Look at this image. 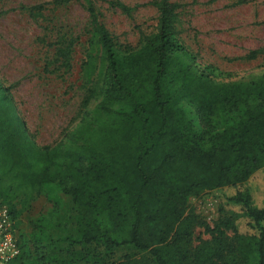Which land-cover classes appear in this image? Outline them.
I'll list each match as a JSON object with an SVG mask.
<instances>
[{
  "label": "trees",
  "instance_id": "1",
  "mask_svg": "<svg viewBox=\"0 0 264 264\" xmlns=\"http://www.w3.org/2000/svg\"><path fill=\"white\" fill-rule=\"evenodd\" d=\"M85 2L92 42L84 79L92 105L82 108L74 129L39 145L0 80V206L9 207L16 230L21 211L41 197L54 204L52 215L60 212L61 192L80 211L81 236L65 238L70 245L133 247L153 264H245L224 240L231 230L249 240L255 264H264V206L247 187L264 169V73L226 80L198 65L178 36L181 5L172 0L154 2L156 30L130 49L115 44L93 2ZM206 191L223 197L214 227L185 206ZM230 206L238 211L229 214ZM201 225L217 233L219 246L195 245ZM19 243L20 256L5 264H45L38 253L22 255Z\"/></svg>",
  "mask_w": 264,
  "mask_h": 264
},
{
  "label": "rangeland",
  "instance_id": "2",
  "mask_svg": "<svg viewBox=\"0 0 264 264\" xmlns=\"http://www.w3.org/2000/svg\"><path fill=\"white\" fill-rule=\"evenodd\" d=\"M91 1L115 44L124 49L138 47L143 34L158 26L157 0ZM172 1L181 5L175 25L178 36L197 56L198 65L222 71L226 80L264 73V0ZM91 42L92 23L85 0H0V80L39 145H53L79 124L82 108L88 102L92 105L91 85L84 79ZM256 50L260 52L256 57H248ZM247 187L257 204L264 206V169L254 174ZM56 196L60 200L57 214H51L54 204L46 203L47 210L38 215L33 214L34 206L18 215L22 255L38 253L45 264L154 263L149 253L133 247L106 252L95 244L65 242L67 237L77 240L81 236L80 211L70 196L61 192ZM221 196L206 191L188 199L187 214L214 227L221 217ZM227 209L229 214L238 211ZM237 224L241 232H249L245 221L237 220ZM216 236L206 226H197L195 245L205 242L215 248L220 244ZM224 240L239 251L245 264H255L248 239L227 230Z\"/></svg>",
  "mask_w": 264,
  "mask_h": 264
},
{
  "label": "built area",
  "instance_id": "3",
  "mask_svg": "<svg viewBox=\"0 0 264 264\" xmlns=\"http://www.w3.org/2000/svg\"><path fill=\"white\" fill-rule=\"evenodd\" d=\"M21 254L16 222L6 205L0 206V263H9Z\"/></svg>",
  "mask_w": 264,
  "mask_h": 264
},
{
  "label": "crops",
  "instance_id": "4",
  "mask_svg": "<svg viewBox=\"0 0 264 264\" xmlns=\"http://www.w3.org/2000/svg\"><path fill=\"white\" fill-rule=\"evenodd\" d=\"M46 203L48 202L44 197L39 198V200L34 203L35 210L33 214L38 215L43 209L47 210V207L45 206Z\"/></svg>",
  "mask_w": 264,
  "mask_h": 264
}]
</instances>
